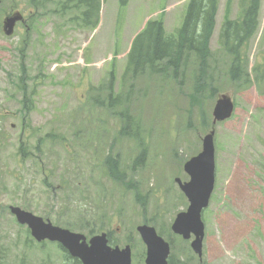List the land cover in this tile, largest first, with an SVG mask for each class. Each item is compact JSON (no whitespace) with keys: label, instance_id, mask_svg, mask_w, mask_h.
I'll use <instances>...</instances> for the list:
<instances>
[{"label":"rangeland","instance_id":"rangeland-1","mask_svg":"<svg viewBox=\"0 0 264 264\" xmlns=\"http://www.w3.org/2000/svg\"><path fill=\"white\" fill-rule=\"evenodd\" d=\"M0 1V264H70L57 244L36 243L9 207L87 240L110 233L111 247L132 248L131 264H144L145 247L137 233L143 226L169 244L171 264H264V79L251 72L252 84L235 87L226 78L227 55L217 46L226 0H217L210 42L215 81L205 79L213 97L206 93L198 102L189 99L190 70L182 85L148 69L124 77L132 32H139L143 18L157 19L165 9L170 33L189 0H129L126 7L104 0L94 33L80 12L60 11L65 0H35L37 6L32 0ZM239 2L231 0V20L241 11ZM260 8L248 69L264 65V0ZM16 13L23 21L6 36L2 22ZM112 63L113 93L124 97L133 85L128 108L137 122L130 128L139 124L134 133L142 146L119 136L118 116L95 103L108 99ZM21 83L30 98L29 113L21 111ZM220 99L232 104V113L215 122L213 108ZM210 132L214 183L201 212L198 258L189 245L193 238L182 241L171 225L188 206L177 181H189L186 166ZM141 149L143 160L135 167ZM108 156L118 157L124 184L107 176Z\"/></svg>","mask_w":264,"mask_h":264},{"label":"trees","instance_id":"trees-1","mask_svg":"<svg viewBox=\"0 0 264 264\" xmlns=\"http://www.w3.org/2000/svg\"><path fill=\"white\" fill-rule=\"evenodd\" d=\"M72 9H85L84 21L86 27L95 29L98 24L100 0H71ZM36 6L35 0L31 1ZM121 7L128 4V0H118ZM231 0H227V9L221 24L217 45L228 56L229 65L225 75L230 84L235 87H245L250 83L248 74V48L252 37L258 28V15L260 0H240V15L237 20H230L228 7ZM217 0H190L184 10L180 25L167 34L164 30L163 19H153L147 22L144 29L139 32L127 54V66L124 77L130 75L137 77L149 70V74H156L161 79H179L180 85L188 70L191 72L189 99L193 102L202 100L206 93L213 97L206 86L205 79H214L215 68L213 53L209 47L210 39L215 27V17L217 13ZM65 8V5H62ZM193 68L189 69L191 65ZM108 99L104 101L96 99V103L103 107L109 114H116L122 122L119 136L134 138L139 146L142 141L135 137L136 121L130 116L128 102L132 93L133 85L129 86V93L124 97L113 93L114 72L109 73ZM264 79V67L258 70L257 75ZM22 93V112L31 111L30 98L24 89L23 83L19 87ZM21 156L26 157L27 151L22 147ZM144 149H141L134 160V166H141L144 156ZM104 167L107 176L117 182L125 183V174L120 170L118 157L108 156L104 160ZM129 188H137V183H129ZM145 223V222H144ZM88 232L92 231L86 226Z\"/></svg>","mask_w":264,"mask_h":264},{"label":"water","instance_id":"water-1","mask_svg":"<svg viewBox=\"0 0 264 264\" xmlns=\"http://www.w3.org/2000/svg\"><path fill=\"white\" fill-rule=\"evenodd\" d=\"M21 16L15 14L5 18L4 33L11 35L15 23L20 21ZM232 106L228 102L218 101L214 108V119L222 121L231 114ZM214 149L212 133L205 136L202 141V152L195 157L186 169L190 174V182L179 183L180 189L189 201V207L185 213H179L172 225L174 233L181 235L184 239H189L190 234L196 238L191 243V247L196 252L200 250V242L203 226L200 222V211L207 205L208 198L212 191L214 172ZM191 188V189H190ZM10 212L15 216L21 225H27L31 235L38 241L50 240L61 244L71 255L82 260L83 264H130V249L117 247L111 249L107 246L105 234L86 239L78 234L70 233L52 226L49 222L44 223L40 218L24 212L19 208H10ZM144 244L146 245V264H166L168 255V245L158 238L152 228L146 226L138 227Z\"/></svg>","mask_w":264,"mask_h":264},{"label":"flooded vegetation","instance_id":"flooded-vegetation-1","mask_svg":"<svg viewBox=\"0 0 264 264\" xmlns=\"http://www.w3.org/2000/svg\"><path fill=\"white\" fill-rule=\"evenodd\" d=\"M65 256L67 257V261L70 263V264H82V262L78 259V258H71L70 256H68L67 253H65Z\"/></svg>","mask_w":264,"mask_h":264}]
</instances>
